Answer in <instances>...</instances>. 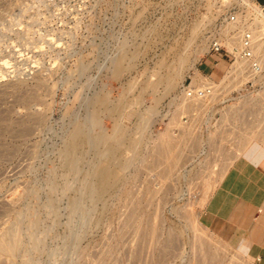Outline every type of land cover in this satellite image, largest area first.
<instances>
[{"label": "rangeland", "instance_id": "374dc122", "mask_svg": "<svg viewBox=\"0 0 264 264\" xmlns=\"http://www.w3.org/2000/svg\"><path fill=\"white\" fill-rule=\"evenodd\" d=\"M91 2L53 71L0 73V264H264L235 243L248 211L222 217L231 197L217 189L236 158L255 160L245 143L264 144V69L180 122L185 78L202 67L226 81L227 57L201 66L216 4L246 5L248 19L250 0Z\"/></svg>", "mask_w": 264, "mask_h": 264}, {"label": "built area", "instance_id": "2783aa9c", "mask_svg": "<svg viewBox=\"0 0 264 264\" xmlns=\"http://www.w3.org/2000/svg\"><path fill=\"white\" fill-rule=\"evenodd\" d=\"M92 0H0V73L8 78L31 76L38 72L53 71L58 59L69 52L72 42L81 38L92 22L94 3ZM98 1V0H97ZM163 1V0H159ZM256 1V0H255ZM257 2V1H256ZM260 4L264 11V3ZM233 13L228 15L233 20ZM221 18L217 19L220 24ZM245 29L232 44L214 35L209 40L208 53L227 57V64L235 59L242 60L245 79L236 87L254 84L263 72L261 55L255 47L259 39L264 40V26ZM260 30V37L256 35ZM47 57L46 62L44 59ZM6 59V63H1ZM202 71V70H201ZM224 74L222 70L220 76ZM219 76V77H220ZM215 78L202 71V79L184 82V102L180 122L196 125L198 119L208 116L216 104V99L226 90L215 87ZM188 105V107H187ZM180 126L175 130L178 133Z\"/></svg>", "mask_w": 264, "mask_h": 264}, {"label": "crops", "instance_id": "0c3cea01", "mask_svg": "<svg viewBox=\"0 0 264 264\" xmlns=\"http://www.w3.org/2000/svg\"><path fill=\"white\" fill-rule=\"evenodd\" d=\"M256 1L261 4L264 3V0ZM211 55L215 56L214 65L219 64L222 57L218 56V54H210L201 63V66L209 60ZM206 64L209 67L207 62ZM199 70L211 73L209 69L205 70L202 67ZM245 151L249 153L248 150ZM250 155L255 159L252 162L243 157H238L230 164L217 189L223 190L231 197V200L225 203L224 210L219 212L222 217L229 220L230 218L228 217L234 210L239 211V214H241L240 212L248 211L245 220L246 224L239 231L240 233L236 232L235 229L233 230V228L231 232L233 231L234 234L236 232V235H238L235 243L239 244L240 251L250 252L248 250L252 249L253 252L251 253L254 255L252 258L254 261L259 255H262V257L259 256L258 258H264V149L262 147L260 150L255 148ZM257 210H259V214L256 216ZM234 213V217L238 216V213ZM213 228L215 229L214 226ZM236 229H239V224ZM255 255L257 256L255 257Z\"/></svg>", "mask_w": 264, "mask_h": 264}, {"label": "bare ground", "instance_id": "6f19581e", "mask_svg": "<svg viewBox=\"0 0 264 264\" xmlns=\"http://www.w3.org/2000/svg\"><path fill=\"white\" fill-rule=\"evenodd\" d=\"M164 1V0H163ZM172 1V0H171ZM243 2L245 0H242ZM219 4H216V10H220L219 11V17L221 18V21H220V24H219V27L222 25V24H226L228 22H234V23H238L237 25H241V24H246L247 22H249L250 20H253L252 21V26L251 27H258L257 29H260L259 26H264V11L261 10V5L258 4V2H256L255 0H250V2L247 3V6L249 8V14H247V16L249 15L248 19H245L246 18V5L242 6V5H238L237 3H228V5L225 3L222 4V2H218ZM232 4V5H230ZM239 6V7H238ZM229 11V13L226 15V14H222L223 11ZM218 13V12H217ZM231 13L235 14L234 15V18L233 20H229V17L228 15H230ZM236 13H238L239 15H236ZM136 16V15H135ZM219 27L215 28V30H213L214 32H210V39L212 36L214 35H219V33L217 32L219 30ZM248 27L246 28H241L236 34H234L232 36V39H231V36H228V34H223V38L220 36V38L225 39L227 40V42L225 41V43H227L228 45L232 44L234 41L237 40V38H239L240 34L245 30L247 29ZM256 35L258 36L257 38H259L260 36V30L257 31ZM209 39V40H210ZM261 41L259 39L258 41V44L256 45L255 47V50L256 52H258V50L261 49ZM208 46H209V43H208ZM261 55V54H260ZM261 60H264V56H261ZM3 63H6V61H2ZM243 61L242 60H239V59H235L230 65L227 64V69H226V73H225V76L223 77V81L224 82H221V80L219 82H216L215 81V87H219L221 86L222 88L225 87L226 85H228L229 83L231 84L233 82V80L235 79H238L239 83H240V80H241V77L244 76L243 74ZM49 67H45L46 71H51V70H47ZM44 73V72H42ZM202 73V72H201ZM35 75V74H34ZM261 73L258 75V77H260ZM32 76V75H31ZM226 78V79H225ZM243 81V80H242ZM225 84V86L223 84ZM241 84V83H240ZM239 84V85H240ZM237 84V86H239ZM181 94H180V97L184 100L183 102L187 101V99H185V93H184V84H182L181 86V90H180ZM74 133V132H73ZM264 146L263 143L258 144V143H255L254 141L252 142H248L247 144L245 143L244 145V149L247 148V150H249L250 154L251 152L254 151L255 148L257 149H260L261 146ZM243 151V150H242ZM258 152V151H257ZM167 153V152H166ZM8 240L9 242V237L6 239V241ZM11 241V240H10ZM8 242H4V245L7 244ZM10 242H9V246H10ZM2 246V245H1ZM0 246V248H2ZM8 246V245H7ZM2 250V249H1Z\"/></svg>", "mask_w": 264, "mask_h": 264}]
</instances>
